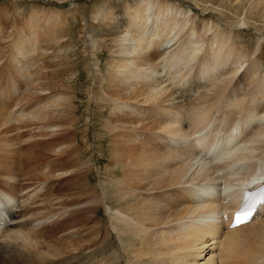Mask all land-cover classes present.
<instances>
[{
	"label": "bare ground",
	"instance_id": "obj_1",
	"mask_svg": "<svg viewBox=\"0 0 264 264\" xmlns=\"http://www.w3.org/2000/svg\"><path fill=\"white\" fill-rule=\"evenodd\" d=\"M193 1L196 7H201L199 2ZM219 1L208 8L209 11L229 13L235 26L261 25L264 28V0ZM240 7L242 11L238 13ZM191 12L170 0H137L135 7L128 2L121 15H107V25L114 28L105 72L97 56L99 39L87 37L91 48L88 65L101 90L100 97L95 95L94 99L108 104L112 115L109 119L115 115L114 123L108 119L104 128L110 142H116L118 137L116 143H121L116 150L114 145L112 148L118 151L121 145L119 150L122 151L114 156L116 152L112 150L115 153L111 156V166L105 168L98 200L95 197L107 214L103 239L111 243L110 235L116 244L101 258L99 250L86 245L89 241L86 219L82 220L84 224L76 220L82 215L85 218L84 214L74 216L88 206L83 205L85 198L75 203L74 214L68 205L72 200H52L65 195L52 192L53 181L35 183L14 172L12 158L19 141L35 144L32 136L41 134L42 121L46 124L50 119L46 105L29 112L24 106L20 108V101L9 104L7 101L20 94L11 80L8 89L0 92V264L4 258L40 264L43 258L51 262L54 257L67 256L61 250L55 252L52 242L46 240L48 235L44 229L40 231V224L55 215L62 216L55 234H67L69 230H66L78 221L76 227L83 236L78 244L82 247L73 249L67 257L71 262L64 258L63 264H264V207L258 208L247 223L230 227L233 212L242 205V196L264 183V64L256 54L264 35L257 39L256 47L249 50L235 28H220L213 20L204 22ZM181 14L185 18L180 17ZM57 15L54 13L53 17ZM101 15H95L94 20ZM39 38L37 27L33 25L30 32L21 29L13 43L11 62L22 79L30 77L27 72L31 56L42 49ZM51 96L55 102L65 100L66 105L57 102L59 108L70 105L72 99L67 103V96L53 93ZM58 110L57 114L61 112ZM45 116H49L47 121ZM25 117L28 118L25 120ZM23 119L39 122L21 126ZM65 127L68 126L64 124L59 131L63 128L68 131ZM27 128L29 134L23 136L21 132ZM35 128L40 129L39 134H34L36 129L33 135L30 132ZM53 129L51 133L56 135ZM41 136L36 137L41 140ZM71 140L64 146L69 147ZM66 146L64 148L69 149ZM61 147L51 151L54 149L57 152L54 155L59 156L65 150ZM69 150L64 151L67 157ZM35 159L38 158L32 163ZM32 165H29L30 171L35 170ZM47 166L42 167V170L45 168L44 179L65 173L53 172L54 167L50 172ZM75 180L74 185H77L82 179ZM74 185L73 190L80 187Z\"/></svg>",
	"mask_w": 264,
	"mask_h": 264
},
{
	"label": "rangeland",
	"instance_id": "obj_2",
	"mask_svg": "<svg viewBox=\"0 0 264 264\" xmlns=\"http://www.w3.org/2000/svg\"><path fill=\"white\" fill-rule=\"evenodd\" d=\"M170 1L180 4L183 8H185V10L191 9L193 11L191 13H194L199 20H203L204 22H210L213 20L214 24H217L216 26H220V28H223V29L235 28L233 30L240 32L239 34L241 35V38H242L240 41L249 50L254 49L258 41L257 39L259 37L261 38L264 35V28L262 29L261 25L258 27L253 26V25H249V26L247 25L244 28L242 26L241 27L235 26L232 24L235 20H232V17L229 13L222 15L217 11H213V10L209 11L208 8H212L214 3L218 2L219 0H196V2H199L201 7H196L194 5L195 1L193 0H170ZM128 2L132 5V7H135L137 0L136 1L135 0H0V35H2V40L0 41V92L2 91L5 92V90L8 89L7 85H9L10 80L15 82L14 84L16 86V89L20 91V94H18V96L16 97L13 96L10 102L7 100L6 101L9 104H14L15 101H20L21 102L20 108L21 106H24L23 109L29 112L37 108H43L45 105L48 106L47 104L49 103L46 101H49V102L54 101V103L51 102L52 105L49 104L50 107L48 109L50 110L46 109L47 108L46 106L44 108L45 110L50 112V113L48 112V114L51 115L50 119L58 118L62 123V124L58 123L59 122L58 119H57L58 122L55 120L51 121L49 118H47L49 116H45L46 121L49 119L51 123L48 122L49 120L47 121L48 123L46 122V124L44 123V121H42L43 126L41 127V130H43V132L40 129L39 131L38 128H35L30 132L31 134H33L37 129L36 131L37 133H34V134L41 133L39 135H36L39 138L42 134L45 135L46 133L45 136H41V140L39 139L40 141L38 140L36 136L34 137L32 136V141H34L32 143H35V144H31V142H29L28 139H27L28 142H26V140L25 141L21 140L22 142L19 141V146L17 147L16 152L13 153V158H12L13 167L15 169L14 172L16 173L19 172L18 174L20 176L22 177L25 176L26 178H28V180L30 179L32 182L35 181V183L37 182L40 183L43 181H46V182L53 181L51 185V189L52 190L53 188L55 189L52 192L55 195H59V196H62L64 194L65 195L62 196L61 198L55 197L52 200L53 201L56 199L57 200H68V199L72 200V202L69 201L68 205H70L69 209L74 214H75V211H77V209L76 210L72 209L75 203L79 201L78 199L81 200L85 198L83 205L84 206L88 205V206L84 207L85 209L83 211L84 213L83 212L79 213L77 211L76 215L74 216H78V215L81 216L82 214H84L85 218L82 217L83 216L82 215L81 217L83 219L78 216L79 218L76 217V220H79L82 224L84 222V221L82 222V220L86 219L85 226L87 227V223L89 226L88 229L86 228L88 231L87 233H88V239H89L86 245L90 246L89 249L95 248L97 251L99 250L101 254L100 258L102 257L103 253L111 252L113 247H115L116 244L112 236L110 235H109V238H110L111 243L107 244L105 240L103 239V236H106L105 233H106V225H107V214H106L104 207H102V205L99 206V203H98L99 201H97L98 200L97 197H99V194H100V184H102V180L104 177L103 173L105 171V168H107V165L109 164L111 166V162H110L112 160L111 156L120 155V154L118 155V153L121 150L120 148L121 145L118 146L117 148L118 151H115L116 150L115 147L121 143H116L118 142V137L117 139L116 137L113 138V139H116V142L112 140L116 144H113V142H110V139L107 137L108 134L105 131L104 125L106 121H108L109 117L112 116L110 114V111H109L110 108L108 104H105V102H102V101L96 102L94 99L95 95L98 98L100 97V95L98 94H100L101 90L99 89V84L96 83L91 73L90 65H88L91 63L90 61L91 57L89 55L91 48L89 47L90 40L87 37H93V38H96L97 40L99 39L98 44L100 45H99V49L97 50V56L100 60V68L105 72V69L107 67V62L109 59L108 58L109 56L108 48L110 47V42L113 38L112 29L114 28V27H111L112 25L110 26L107 25L108 19H106V16L107 15H114V16L121 15L124 12V9L127 6ZM217 5H220V4H217ZM237 10H238L237 12L240 13L242 11V8L240 7ZM228 11L233 12L232 10L230 11L229 9ZM54 13L58 14L57 17H53ZM98 13H102V15L97 21H95L94 17L95 15L97 16ZM244 13L245 12L242 13V17L244 16L243 15ZM182 16L183 15L181 14L180 17ZM185 16L188 17L186 13H185ZM185 16L183 17L185 18ZM189 16H192V15H189ZM33 25L34 27L35 26L37 27V31L40 37L39 47L42 49L33 53V56H31L32 59H30L29 62L30 63L32 62V63L29 64V69H28L29 71L27 72V74H30V77L22 79L21 76H19L14 71V63L11 62L12 61L11 56H12V51H13L12 46H13V43L16 37L19 36L20 30L23 29L25 32H30L31 27H33ZM213 26L215 27V25ZM103 41H106V42H103ZM260 46L261 47L258 48L259 49L258 52L259 51L260 52L259 53L257 52L256 54L258 58L261 60V63L264 64V40ZM52 93L55 95L69 97L66 99L68 101V102L66 101L67 103H69L70 98H72L71 99L72 102L70 101L69 103L71 106L68 104L67 106H64L65 100H63L64 102L63 101L62 102L64 103L63 104L64 108L62 107L61 104L60 105L62 108L61 107L59 108V105L57 104L62 103V102L58 101L57 99L56 101L59 103L55 102V99L53 98V96H51ZM51 97L53 98V100H51L52 99ZM2 102H5V101L2 100ZM0 104H1V101H0ZM9 104L6 103L5 106L8 107ZM55 108L56 109L58 108L61 110V112L59 113L60 115L57 114V112L59 111L58 109L55 111L52 110ZM65 115H69V116H65ZM59 116H62V118ZM26 118L28 117H25L24 119L26 120ZM112 118L113 119H109V122L111 121L110 123H114L115 121L114 119L116 118L115 115ZM25 120L20 121L21 123L23 122V125L21 126H27L25 123L39 122V120L30 121V122L29 121L25 122ZM42 120H44V118ZM70 122H72L71 125L69 124ZM35 123L33 126H35ZM54 123H56V125ZM57 123L58 125L60 124L61 126L57 127L58 126ZM64 124L68 126L67 128L65 127V129H68V131L65 130L66 131L65 132L64 128H63V131H59V130H62L60 128H62ZM68 124L71 127H73V128L70 127L71 130ZM148 126H151V125H148ZM52 127H54L55 129H53ZM51 129H53V131L55 130L56 135H53L54 133H51ZM29 130L30 129L27 128V130H23L21 133L23 134V136H25V134H29L28 133ZM56 130L58 131L56 132ZM58 132H62V134L65 136H63L61 133H58ZM47 133L48 134L50 133L51 135L50 134L47 135ZM57 135H61V136H57ZM20 136L21 135H19V137ZM49 136L52 138H50ZM43 137L44 138L46 137L47 140L44 139ZM57 137H59V139L62 137V139H60V142ZM63 137L65 138L63 139ZM33 138H35V140L37 139L36 141H39V142H35ZM72 138L74 140H71ZM66 140L68 142H65ZM69 140L71 141L69 144L70 146L68 147L66 145L67 143H69ZM23 142H26V144L25 143L22 144ZM71 142H72V145H71ZM73 142H75L74 143L75 145L76 144L78 145L75 146ZM41 144L43 145V147L40 148L39 146H42ZM64 144H66L65 145L66 148L67 147L69 149L70 147L71 149L73 148L74 150L72 149L71 151L73 153L70 152L71 149L66 150L64 148L65 147ZM33 145L36 146V148ZM113 145H114L113 148L115 150L112 148ZM59 146L63 147V148L61 147L62 150L65 149L63 150V153H61L62 155L59 154L60 152H62V150H59L58 154L60 157L57 156V154L54 155L55 154L54 152H56L54 149H53L54 151L53 150L51 151V149L54 147L57 149H60ZM37 147H39V149ZM48 148H49V151H51L53 154L51 152L49 153ZM68 150H69V153H71L70 154L71 157L69 153H68L69 157L66 156L67 153L66 154L64 153V151L67 152ZM112 150H114L116 153ZM39 152L40 153L42 152V153L40 154ZM113 152L115 154H113ZM17 154L19 157L16 156ZM30 155H31V158H30ZM63 155H65V157H63ZM48 156L50 157L49 159H48ZM74 157H76L77 160ZM17 158H19L18 159L19 163L17 162ZM34 158H38L37 160L35 159L34 161V163L36 164L32 163ZM72 161L73 162L75 161V162L71 163ZM55 162L56 164H53ZM30 164L34 165L32 166L35 168L33 167L32 168L35 170L32 169L33 171H30L31 170L29 169L31 167L29 166ZM50 164L51 165L53 164V166H51ZM46 165H48L47 167H49L48 170L50 169V172H52L53 170H54L53 172H56V173L65 171L66 174L64 173V175H61L59 177L57 176L56 178L51 177L47 179L46 177L44 179L43 178L44 175L42 172L45 171V168H43L42 170V167ZM49 165L51 166V168ZM52 167H54V169H52ZM71 169L72 170L74 169L75 171L74 170L72 171ZM70 170L73 173L70 172ZM34 171H38L37 174L32 173ZM39 171H41L42 174ZM29 172H31L33 175L35 174L34 176L36 175L37 176L34 178V176ZM80 173L82 175H80ZM38 174H41V175H38ZM69 175L71 176L69 177ZM39 176L40 177L42 176V178L37 180L36 178H39ZM82 177L86 179V182H81V181H84ZM75 179H77V181H79L78 179H82L80 181L82 184L79 182V184L76 183L77 185H74L75 184L74 181H76ZM73 185L80 186V187L78 188L74 187V190H73ZM70 186L72 187V190ZM84 186L86 189L83 188ZM82 189L84 190L81 191ZM80 191L81 193L86 192L82 194V196L83 195L85 196L82 197ZM87 191H90V193L93 192V194L91 193L92 196L88 192V194L91 197L87 196L88 195ZM66 192L68 193V195ZM69 193L72 194L71 197ZM94 193H96V196H93L95 195ZM95 197L97 198V200H95L96 199ZM91 198H93V200ZM88 200L90 201L88 202ZM91 204L92 206H90ZM70 211L68 210L67 212H70ZM72 213L70 212L71 215ZM70 214L68 213V216H70V219H71ZM89 214H91V217L93 216L92 219L88 218L90 217L88 216ZM60 217L62 216L55 215V217L53 216V217H50L51 219L48 218L45 221H43L42 224H40L41 225L40 231L44 229L43 232L48 235L46 240L47 241L50 240L49 241L50 243L52 242L51 243L52 249H54L55 252L58 250H61L65 252L67 256L59 258V259L54 257L51 260L52 263L48 262L47 261L48 259L43 258L41 259L40 264H55V263L63 264V261L65 260L67 262L68 260L71 262V259L70 258L68 259L67 257L71 255L69 253H71L73 249L79 246L78 245L80 243L79 238L81 237V233L79 232L81 230L78 229L76 225L77 223H80V222L78 221L75 222L73 224L75 227L74 226L69 227L66 230V231L69 230V232H66L67 234L58 236V234H55V232H57L58 230L57 223H59L61 221L60 219H62ZM52 218L54 219L56 218V220H53ZM87 219H88V222H87ZM47 220L49 223L47 222ZM55 221H56V225H55ZM96 223L99 225L97 226ZM91 226H93L94 228H92ZM96 226L98 228H96ZM75 228H77V230ZM96 230H99V231L97 232ZM94 231H96V233H94ZM91 234H93V237H90ZM102 240H104L103 243H102ZM81 247H78V248H81ZM54 259H57V261ZM3 260H4L3 264H27V262L25 261L23 263L22 262L23 260L21 259L11 260L9 258H4ZM35 264H39V263H35Z\"/></svg>",
	"mask_w": 264,
	"mask_h": 264
},
{
	"label": "snow or ice",
	"instance_id": "obj_3",
	"mask_svg": "<svg viewBox=\"0 0 264 264\" xmlns=\"http://www.w3.org/2000/svg\"><path fill=\"white\" fill-rule=\"evenodd\" d=\"M257 195L260 197L259 203L264 204V189H261L260 192L257 193ZM246 201H247V194L245 195V202ZM250 213H251V207L247 206L246 204L245 207L242 208L240 212H237V214L233 217L234 223L236 221L246 222V220L242 219V216L250 218Z\"/></svg>",
	"mask_w": 264,
	"mask_h": 264
}]
</instances>
